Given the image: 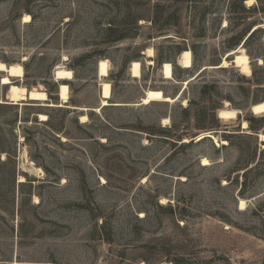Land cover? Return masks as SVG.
<instances>
[{"label": "rangeland", "instance_id": "374dc122", "mask_svg": "<svg viewBox=\"0 0 264 264\" xmlns=\"http://www.w3.org/2000/svg\"><path fill=\"white\" fill-rule=\"evenodd\" d=\"M263 22L264 0H0L15 83L69 93L14 104L0 84V264H264V113L249 110L264 99ZM241 45L249 75L232 63ZM58 65L73 78L55 80ZM148 88L181 95L142 104Z\"/></svg>", "mask_w": 264, "mask_h": 264}, {"label": "bare ground", "instance_id": "6f19581e", "mask_svg": "<svg viewBox=\"0 0 264 264\" xmlns=\"http://www.w3.org/2000/svg\"><path fill=\"white\" fill-rule=\"evenodd\" d=\"M254 0H246L248 4H252ZM30 17L28 14L24 16V21H29ZM264 29V22L261 25ZM146 54L148 57H152L154 55L153 49L148 48L146 50ZM234 55L232 63L239 68L240 72L249 75L251 73L250 61L249 57L244 51L243 45L238 46L236 49L230 52V55ZM228 55V56H230ZM149 63H152L149 60ZM177 63L181 68L189 69L192 67V56L189 50H183L177 58ZM229 65V62L225 58L222 61L221 66L226 67ZM130 72L132 77L139 78L141 77V64L139 61H133L130 64ZM162 75L165 79H173V68L170 62H164L161 66ZM97 72L98 76L102 78H106L109 75L108 70V61L106 59H100L97 64ZM0 73H2L0 77V84L2 86H7L6 97L10 102L14 104L22 103L24 100H32L39 102V105H48V106H62L64 103H67L69 100L68 87L65 83L59 84L58 96L60 97L59 103H52L49 101L48 94L42 88L32 87L27 89L23 85H18L15 83V79L22 80L24 77V69L20 63H11L6 64L5 62L0 61ZM55 80H71L73 78L72 71L64 68L62 65H58L54 71ZM191 78L183 81V85H187ZM101 83L100 89V105L105 106L109 104V99L112 96L110 83L103 80ZM181 94L175 95L173 97L166 95L161 89L156 88H148L145 90L143 97L140 99L142 104H147L152 101H164V102H173L180 98ZM253 106L249 108L250 112L254 115H261L264 113V99L252 104ZM97 107V109L99 108ZM82 110H86V107H82ZM239 109H219L218 117L222 119H234L237 118L240 114ZM39 117L41 120H45L47 118L46 114L40 113ZM88 117L86 114L80 115V121H87ZM163 123L168 122V118L162 119ZM242 128L247 127V122L243 120L241 122ZM203 135V134H202ZM203 136H200L197 139H200ZM261 139H264V134H260ZM216 140V139H215ZM225 142V141H224ZM218 143V142H217ZM208 161L206 158L203 159V164H207ZM23 180V179H21ZM165 199H163L164 201ZM245 206V201L243 199L240 200V208Z\"/></svg>", "mask_w": 264, "mask_h": 264}, {"label": "trees", "instance_id": "16d2710c", "mask_svg": "<svg viewBox=\"0 0 264 264\" xmlns=\"http://www.w3.org/2000/svg\"><path fill=\"white\" fill-rule=\"evenodd\" d=\"M248 120L251 121V118L248 119ZM249 129H250V131L254 132L255 134H258L259 133L258 132V128L254 127L252 125H249ZM239 163L243 167V169H245L244 172H243V175H246L247 172H248V170L253 167L252 166V167L248 168V166H249V165H247L248 161H243V162L240 161ZM256 164H258V162H256Z\"/></svg>", "mask_w": 264, "mask_h": 264}, {"label": "water", "instance_id": "95a60500", "mask_svg": "<svg viewBox=\"0 0 264 264\" xmlns=\"http://www.w3.org/2000/svg\"><path fill=\"white\" fill-rule=\"evenodd\" d=\"M260 27H261V26H260ZM252 106H253V105L251 104V105H250V108H251ZM240 114H241V112H240ZM247 133H249V134H253L252 132H247ZM211 134H212L211 132H208L204 137H210V138H213ZM255 135L259 136L258 134H255Z\"/></svg>", "mask_w": 264, "mask_h": 264}]
</instances>
